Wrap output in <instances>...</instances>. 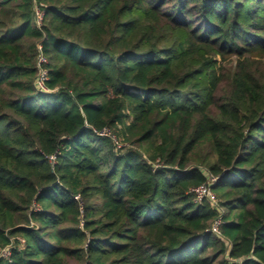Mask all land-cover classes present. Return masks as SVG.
Masks as SVG:
<instances>
[{
    "label": "trees",
    "instance_id": "16d2710c",
    "mask_svg": "<svg viewBox=\"0 0 264 264\" xmlns=\"http://www.w3.org/2000/svg\"><path fill=\"white\" fill-rule=\"evenodd\" d=\"M0 264H264V0H0Z\"/></svg>",
    "mask_w": 264,
    "mask_h": 264
},
{
    "label": "built area",
    "instance_id": "2783aa9c",
    "mask_svg": "<svg viewBox=\"0 0 264 264\" xmlns=\"http://www.w3.org/2000/svg\"><path fill=\"white\" fill-rule=\"evenodd\" d=\"M41 16L42 13L39 12L38 10L36 11V22L37 24L40 23L41 21ZM38 49H40V47L38 46ZM47 63V59L45 57H43L41 54L38 55V59H37V68H38V72H37V77H36V87L39 90H46L45 88V82L48 79L47 76V70L45 69V64ZM97 134L102 135V136H108L109 133L106 130H103L101 132H98ZM53 159V157H50ZM195 195H196V199L197 200H201L203 197H208L211 199V201L213 203H215V200L213 198V195L209 192L207 186H201L198 187L196 189H194ZM220 221L216 220L211 228V230L213 231V233H218V225H219ZM2 255L3 256H7L8 253L3 250L2 251Z\"/></svg>",
    "mask_w": 264,
    "mask_h": 264
},
{
    "label": "rangeland",
    "instance_id": "374dc122",
    "mask_svg": "<svg viewBox=\"0 0 264 264\" xmlns=\"http://www.w3.org/2000/svg\"><path fill=\"white\" fill-rule=\"evenodd\" d=\"M234 59H235V57H234ZM230 64H232V65L234 64L233 59L225 63L226 66H229Z\"/></svg>",
    "mask_w": 264,
    "mask_h": 264
}]
</instances>
